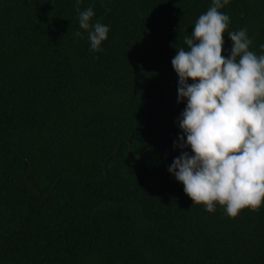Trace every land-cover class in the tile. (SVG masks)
Segmentation results:
<instances>
[{
    "label": "trees",
    "instance_id": "trees-1",
    "mask_svg": "<svg viewBox=\"0 0 264 264\" xmlns=\"http://www.w3.org/2000/svg\"><path fill=\"white\" fill-rule=\"evenodd\" d=\"M211 6L81 0L110 29L94 52L75 0H0V264H264V206L209 213L168 171L186 106L171 61ZM220 11L264 54V0Z\"/></svg>",
    "mask_w": 264,
    "mask_h": 264
},
{
    "label": "clouds",
    "instance_id": "clouds-1",
    "mask_svg": "<svg viewBox=\"0 0 264 264\" xmlns=\"http://www.w3.org/2000/svg\"><path fill=\"white\" fill-rule=\"evenodd\" d=\"M228 3L212 0L171 61L177 103L186 100V106L178 119L183 134L173 144L182 151L168 171L193 204L209 213L219 205L234 219L264 206V54L250 50L247 29L228 31L230 18L220 11ZM80 4L75 0L79 27L88 32L91 50L102 51L110 29L90 23L93 9L81 11ZM225 33L232 41L227 57ZM260 48L264 52V44Z\"/></svg>",
    "mask_w": 264,
    "mask_h": 264
},
{
    "label": "water",
    "instance_id": "water-1",
    "mask_svg": "<svg viewBox=\"0 0 264 264\" xmlns=\"http://www.w3.org/2000/svg\"><path fill=\"white\" fill-rule=\"evenodd\" d=\"M0 143H1V142H0ZM154 146H155V144L151 145L146 151H144V152H142L140 155H138V156L136 157V159L141 158L142 156H144L145 153H146L149 149H152ZM13 148L15 149V151H16L18 154H20V151L18 150V148H17L16 145L13 144ZM118 150H119V148H117L115 152H117ZM179 150H181V149H180V148H176L172 153H170V146H167V147H166V150H165V156H166V158L169 159L171 155H173L176 151H179ZM128 153H129V155L131 154V147H130ZM110 156H111V155H110ZM110 156H109V157H110ZM109 157L106 158V160H105V162H104V167H106V163H107V160H108ZM31 171H32V167H31L30 170L28 171V174H27V176H26V182H27V184L29 185L30 188H32L36 193L40 194V191H39L37 188H35L34 185H32V184L30 183V181H29V175H30ZM105 171H106V168H105ZM107 178H108V172L106 171L105 179H107ZM59 180H60V178H59V179L56 181V183L51 187V189L49 190V192L47 193V195L45 196V198H48V197H49L51 191L54 189L55 185L59 182ZM97 180H101V179H97Z\"/></svg>",
    "mask_w": 264,
    "mask_h": 264
}]
</instances>
